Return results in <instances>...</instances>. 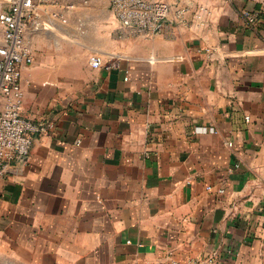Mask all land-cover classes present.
<instances>
[{"label": "crops", "instance_id": "crops-1", "mask_svg": "<svg viewBox=\"0 0 264 264\" xmlns=\"http://www.w3.org/2000/svg\"><path fill=\"white\" fill-rule=\"evenodd\" d=\"M156 1L148 36L41 7L22 114L53 128L0 179V264H264V0Z\"/></svg>", "mask_w": 264, "mask_h": 264}, {"label": "built area", "instance_id": "built-area-1", "mask_svg": "<svg viewBox=\"0 0 264 264\" xmlns=\"http://www.w3.org/2000/svg\"><path fill=\"white\" fill-rule=\"evenodd\" d=\"M51 0H7L8 9L0 13V179L10 175L16 163L25 161L37 137L50 133L51 122L35 123L23 112L24 91L21 85L22 67L34 62L27 33L39 30L40 10ZM110 9L122 32L133 35H157L164 31L171 11L170 5L156 0H109ZM249 23L264 21L262 12H246ZM183 22V17L178 16ZM63 23L67 20L61 17ZM53 23L43 27H53ZM95 68L112 70L114 62L105 63L103 57L93 55L89 60ZM222 193L223 190H220ZM172 264H215L214 258L173 262Z\"/></svg>", "mask_w": 264, "mask_h": 264}, {"label": "rangeland", "instance_id": "rangeland-1", "mask_svg": "<svg viewBox=\"0 0 264 264\" xmlns=\"http://www.w3.org/2000/svg\"><path fill=\"white\" fill-rule=\"evenodd\" d=\"M69 0H51L49 4H46V5H54L56 6V9L54 11H50V18L48 21H45V22H53L54 23H58L60 25H66V23H63L62 20H61V17L65 18L67 20V11H66V7L67 5H70L68 3ZM9 5H8V2L7 0H0V13L3 12V11H6L8 9ZM40 24H42L44 21L43 20H40L39 21ZM61 27V26H60ZM63 28H67L66 26H63ZM40 30H31L27 33L28 37H27V41L28 43L30 44V46L32 47V37L34 36V34H36V32H38ZM1 32V30H0ZM2 34V32H1ZM2 38H3V34L1 35V38H0V42L2 41Z\"/></svg>", "mask_w": 264, "mask_h": 264}]
</instances>
